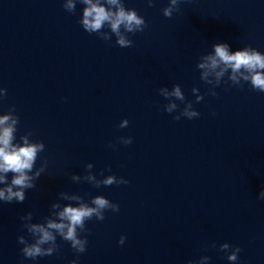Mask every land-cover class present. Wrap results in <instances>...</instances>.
<instances>
[{"label": "clouds", "instance_id": "9594fccd", "mask_svg": "<svg viewBox=\"0 0 264 264\" xmlns=\"http://www.w3.org/2000/svg\"><path fill=\"white\" fill-rule=\"evenodd\" d=\"M154 2L155 0H147L149 7H152ZM183 2L184 0H168V5L161 9L162 14L171 18L180 10L179 6ZM78 3L84 6L78 21L83 30L89 34H97L106 42L111 41L114 36L115 44L120 48L132 47L134 42L130 39V34L142 33L148 27L145 18L139 15L136 9L125 7L124 0H63L62 6L67 12L75 13ZM105 28L108 31H105ZM196 68L199 70L200 80L210 86L206 93L208 95L217 96L215 89L222 82L241 88L247 83L252 90L264 93V53L251 46L232 51L228 43L217 42L212 45L211 51L199 56ZM158 91L160 96L169 101L163 106V110L168 114L176 113L174 120L179 121L182 117L191 120L200 116V112L194 108L195 103L204 99V94L200 93L199 88L191 89L195 101L186 99L179 84H174L171 90L165 86ZM6 96L7 89L0 87V100ZM175 101L183 104V108L181 109L180 104ZM19 123L20 118L14 105L9 107L6 114L0 115V201L5 203H23L27 190L36 187V181L45 173L47 167L46 160L39 167H35L39 154L45 151V144L32 139L33 132L28 131L21 135L17 142ZM128 125L129 121L123 119L118 127L126 128ZM117 141L129 145L132 143V137L120 136ZM109 147L115 150L116 144L110 143ZM92 168V163L86 164L87 174L81 176L73 173L71 180L75 183L87 182L94 188L129 183L125 178L114 174L104 176L103 171L100 172L102 178L98 179L97 175L92 173ZM59 199L69 203H52L50 215L44 217L42 222H33L32 212L20 217L22 228L26 229L31 237V240L24 235L17 237L18 243L23 245L20 252L25 259L36 260L57 253L60 247L57 243L58 237L67 242L75 253H84L88 239L81 234L88 231L86 222L93 218L103 221L107 211L120 210L117 203L104 195H95L86 200L81 195L60 192ZM257 199L264 200V188L259 192ZM125 239L122 235L118 243L123 245ZM211 246L216 247L215 243ZM219 250L225 253L227 260L233 264L238 261V254L241 252L239 246L229 243L220 244ZM78 259L77 255V259H73L70 264H78ZM209 260L210 257L201 256L198 261L190 260L188 264H208Z\"/></svg>", "mask_w": 264, "mask_h": 264}]
</instances>
